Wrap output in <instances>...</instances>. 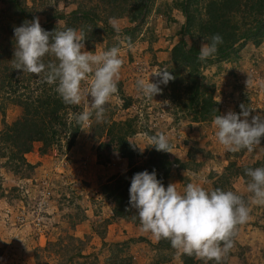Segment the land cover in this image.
Instances as JSON below:
<instances>
[{"label":"rangeland","instance_id":"rangeland-1","mask_svg":"<svg viewBox=\"0 0 264 264\" xmlns=\"http://www.w3.org/2000/svg\"><path fill=\"white\" fill-rule=\"evenodd\" d=\"M174 1L153 0L148 3L150 12L134 35L123 33L122 29L129 25L125 20L116 21L120 29L116 33L119 35L110 38L103 34L100 41L95 42L88 50L94 53L104 52L112 47L121 49L119 55L123 66L117 81L121 83V91L118 88L107 104L112 108V119L133 117L138 113L140 124L155 134L163 133L167 136L173 146L171 157L187 161L194 156L196 162L202 163L196 176L187 174L176 166L170 183H176L177 190L183 193L187 184L186 180L181 182L179 177L188 176V183L197 184L211 192V181L206 179V175L220 174L229 161L236 160L218 142L213 121L202 124H195L187 119L177 121V116L173 114L175 108L169 101L161 100V94L152 99L144 97L136 83L138 79H152L159 83V78L153 74L168 68L164 63L168 62L171 48L179 41L174 33L185 20L181 11L172 9L169 16L175 23L168 26V16L165 13ZM203 1L206 0H200L199 7ZM74 8L73 5L60 6V9L68 13ZM200 17L203 18L201 12ZM59 24L62 22L59 21ZM86 48L85 46L82 51H86ZM204 73L214 83V97L220 103V115L229 111L239 114L241 110L238 107L245 100V93H248L251 102L247 107L264 118V40L259 47L247 43L240 51L239 61L229 59L226 63H221V68L212 65ZM247 78L253 82L248 89L245 84ZM89 85L90 77L82 82L81 87L86 89ZM121 96L130 97L133 100L132 106L122 110ZM76 107V113L82 112L86 107L91 111L84 101ZM108 111L104 118L106 120L109 119ZM20 112L19 107H9L4 117L0 114V133L4 130L5 123L10 124ZM68 120H75V112L69 111ZM107 140L105 134L98 136L92 120L67 151L62 149L58 152L56 147H52L44 155H40L38 145H35L33 152L26 155L27 162L33 167L22 174L14 175L4 169V160L0 159V264H35L34 255L38 247H46L48 242L55 243L66 235L84 241L88 238L82 257L68 264L81 263L84 256L88 257V261L97 256L99 264H104L112 255V246L124 240L130 241L132 248L121 257L126 259L130 256L132 264H151L153 260L160 258V254L147 243L134 241L139 236H145L150 239L151 244H156L157 239L150 232H144L142 228H135L132 224L122 221L110 223L106 227L104 240L96 234V229L100 230L102 222L110 219L114 213L112 203L98 194L100 185L128 168L127 160L120 159L110 149L103 148L98 152V145ZM129 141L142 150L151 144L144 133ZM254 147L253 154L252 151H247L251 153L250 163L262 157L263 149L259 145ZM106 157L108 161L104 163ZM248 157L249 154L238 157V164ZM233 186L235 193L249 194L241 179H237ZM249 209L248 221L237 225L231 237L233 247L222 258L226 259L227 264H264V203H250ZM76 213H81L80 218L84 215L85 219L71 228L67 222L68 215ZM182 253L176 250L170 254L166 251L163 254L169 257L168 262L159 264H182ZM62 258L63 255L56 254L51 248L48 255L43 254L41 259L42 264H61Z\"/></svg>","mask_w":264,"mask_h":264},{"label":"trees","instance_id":"trees-1","mask_svg":"<svg viewBox=\"0 0 264 264\" xmlns=\"http://www.w3.org/2000/svg\"><path fill=\"white\" fill-rule=\"evenodd\" d=\"M151 2L153 0H0V114L4 117L9 107H19L21 110L10 124L5 123L4 130L0 133V159L4 160L2 165L4 169L14 175L22 174L33 167L27 162L26 155L33 152L35 145H38L40 155H44L52 147H56L58 152L62 149L67 151L73 147L76 137L83 129L77 125L76 120L69 122V111L76 114L78 107L63 103L55 91V85H50L33 74L15 69L14 27L38 17L41 27L48 32L67 28L78 29L85 38L86 51H89L95 42L100 41L103 34L110 38L119 35L109 24L110 18H115L116 21L125 20L129 25L122 29L123 33L134 35L144 17L150 12L147 5ZM199 2L200 0H175L165 13L168 16L169 27L175 23L169 16L172 9L181 11L185 20L174 33L179 37V41L171 48L168 62L164 63L168 65L167 70L175 79L167 85H160L162 89L160 98L169 101L175 108L173 113L177 116L175 119L177 121L187 119L195 124L211 122L213 116L220 115V103L214 97V83L210 82L204 70L212 65L221 68V63H226L229 59L237 62L240 51L247 43L259 47L264 40V0H206L202 5L200 3V7ZM61 4L73 5L75 8L68 13L60 9ZM200 12L203 18L200 17ZM59 21L62 24H59ZM214 34L223 37V44L218 47V53L213 58L200 61L198 59L200 44L205 37L210 38ZM44 60L45 63L56 62L53 56H45ZM117 86L121 91V83H117ZM121 97L122 110L132 106L133 100L130 97ZM243 98L245 100L241 105L247 107L251 102L248 93H245ZM238 108L240 111L241 106ZM110 110L112 108L106 105L105 115L107 111L109 113L107 120L98 122L94 115L92 118L98 136L105 134L108 138L98 145V152L103 148L110 149V152L118 154L120 159L127 160L128 168L100 185L98 194L112 203L114 211L110 219L102 222V228L96 229V234L102 240L106 227L116 221L141 228L139 219L134 216L135 209H131L129 203V188L134 174L145 170L151 173L155 170L157 179L167 188L176 166L193 176L198 175L202 167V163L196 162L194 156L187 161H181L179 158L171 157L170 153L156 151L150 139L155 133L140 124L138 113L133 117L112 119ZM255 115L256 112H252V116ZM142 133L151 141L143 152L138 147L134 150L129 143L130 138ZM259 146L263 149L262 157L252 163L249 162L251 153H247L248 150L230 152L236 160L229 161L222 173L206 175V179L211 181L212 190L220 188L234 192L233 184L237 179H241L247 186L248 177L245 175V169L264 166V139ZM254 151L255 147L252 154ZM244 154H249L248 159L238 164L237 158ZM98 156L101 157L99 153ZM107 161L106 157L104 163ZM179 179L181 182L186 180V184L190 180L188 176ZM238 195L247 200L251 194ZM79 214L81 215V213L68 215L67 222L71 228L85 219L84 215L80 218ZM60 240L55 243L48 242L46 247H38L34 255L35 264H42L43 254L48 255L51 248L56 254L63 255L61 264H68L82 257V251L88 242V238L84 241L69 235ZM134 241L147 243L160 254V258H156L151 264L168 262L169 257L164 255L166 251L170 254L176 252L165 239L156 240V244H151L150 239L139 236ZM129 242L124 240L114 244L112 255L104 264H132L130 256L126 259L121 257L132 248ZM180 256L182 264H216L215 261H205L195 254L189 256L182 253ZM84 257L83 262L78 264H99L97 256L91 261L86 260L87 256ZM221 264H227L226 259H222Z\"/></svg>","mask_w":264,"mask_h":264},{"label":"clouds","instance_id":"clouds-1","mask_svg":"<svg viewBox=\"0 0 264 264\" xmlns=\"http://www.w3.org/2000/svg\"><path fill=\"white\" fill-rule=\"evenodd\" d=\"M109 24L120 32L115 18H110ZM84 41L78 29L44 30L38 17L14 27L15 69L55 85V91L66 105L87 103L91 111L86 107L75 114L81 129L90 124L93 115L98 122L103 121L106 105L118 91L117 81L123 66L119 47L93 53L82 51ZM223 42L219 34L205 37L198 59L213 58ZM45 56L55 57L56 62L45 63ZM153 76L159 78V83L152 79H138L136 82L138 90L148 99L162 94L160 85H167L175 79L167 69ZM89 77V87L82 88V82ZM245 84L248 89L253 82L247 78ZM252 112L241 105L239 114L229 111L225 115L213 116V125L217 129L215 135L227 151H252L254 146L261 144L264 118L252 116ZM150 139L156 151L173 153V146L165 134L156 133ZM129 143L134 150L139 147ZM245 175L248 177L247 192L251 194L247 200L233 191L217 188L208 192L194 183H188L181 193L176 183L165 188L157 179L155 170L151 173L145 170L131 178L129 203L144 232H150L157 240H168L178 252L189 256L195 254L205 261L221 264L222 258L233 247L231 237L237 225L249 219V204L264 203V166L246 168Z\"/></svg>","mask_w":264,"mask_h":264},{"label":"built area","instance_id":"built-area-1","mask_svg":"<svg viewBox=\"0 0 264 264\" xmlns=\"http://www.w3.org/2000/svg\"><path fill=\"white\" fill-rule=\"evenodd\" d=\"M48 192V191H47ZM48 195L50 194L49 192L47 193Z\"/></svg>","mask_w":264,"mask_h":264}]
</instances>
